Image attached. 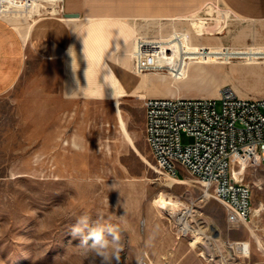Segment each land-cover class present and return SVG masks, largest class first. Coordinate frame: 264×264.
Wrapping results in <instances>:
<instances>
[{"label": "rangeland", "instance_id": "1", "mask_svg": "<svg viewBox=\"0 0 264 264\" xmlns=\"http://www.w3.org/2000/svg\"><path fill=\"white\" fill-rule=\"evenodd\" d=\"M225 11L215 6L205 15L163 21L144 32L147 40H188L194 50L262 47L252 35L240 36L263 28L259 36L264 43V21L238 20ZM10 17L29 20L11 14L3 18ZM192 18L207 23L194 30ZM217 18L218 28H210ZM138 36L133 28L129 49L118 57L131 78ZM198 57L202 55L195 53L192 59ZM172 60L182 72L189 64L182 56ZM241 66L260 71L209 66L212 77L207 78L237 87L242 97L262 98L258 90L264 87V63ZM60 74L57 63L34 59L18 86L0 97V264H101L87 239L96 226L111 227L120 236L122 247L112 253L110 264H264L262 164L242 173L253 191L251 220L231 225L223 204L211 190L206 196L201 182L183 169L178 170L181 180L174 181L156 166L144 138L143 108L146 98L162 97L152 95L156 86L135 97L130 96L133 87L115 78L108 99H66L60 93ZM167 78L157 85L163 96L196 90ZM117 92L127 96L116 99ZM190 141L182 136L184 144ZM84 216L89 227L74 235L73 227ZM182 216L188 231L179 223ZM235 243L243 246L242 252Z\"/></svg>", "mask_w": 264, "mask_h": 264}, {"label": "crops", "instance_id": "2", "mask_svg": "<svg viewBox=\"0 0 264 264\" xmlns=\"http://www.w3.org/2000/svg\"><path fill=\"white\" fill-rule=\"evenodd\" d=\"M215 6L224 7L229 16L238 20L264 21V0H64V16L38 18L33 22L18 17L0 18V97L18 86L34 59H41L60 66V93L66 99L83 96L108 99L114 94L115 78L123 79L127 88L133 87L130 96L141 97L144 96L145 88L141 86L146 77L151 86H156L152 92L154 96L165 95L157 85L164 84L169 77L173 79L172 83L196 87V90H178L179 97L217 98L223 85L215 78L208 80V76L212 77L209 66L226 65L230 68L263 64L259 61L264 60V43L259 36L263 28L255 29L253 34L242 32L243 35H252L262 46L253 49L194 50L188 40L182 41L184 51L188 53L182 57L190 64L183 72L175 69L174 60H165L157 55L155 48H149L151 43L146 42L138 30L147 29L149 25L156 27L163 21L205 15ZM219 17H222L220 12ZM218 18L213 19L214 22L211 20L210 28H218L215 23ZM189 20L194 30L201 26L199 23H207L202 18ZM133 28L140 36L135 38L131 54L134 68V77L131 78L129 71L119 66L118 57L129 49ZM242 34L240 39L244 38ZM175 42L179 43V40ZM173 50L177 57L182 55L179 44L173 45ZM139 51H142V60L138 58ZM195 53L202 57L192 59ZM140 61L146 66L145 71L139 68ZM242 68L253 73L260 71L257 67ZM150 73L162 75L152 77ZM233 90L238 93L237 87ZM258 93L263 95L264 87ZM122 96L127 95L117 92L116 99Z\"/></svg>", "mask_w": 264, "mask_h": 264}, {"label": "built area", "instance_id": "3", "mask_svg": "<svg viewBox=\"0 0 264 264\" xmlns=\"http://www.w3.org/2000/svg\"><path fill=\"white\" fill-rule=\"evenodd\" d=\"M10 14L27 16L31 22L64 16V0H0V18ZM149 42L164 58L176 56L175 44L181 56L188 54L183 42L174 38ZM139 68L146 70L141 61ZM143 108L145 142L160 172L180 181L178 170H185L223 204L229 224L246 225L254 214L253 191L242 173L248 166H264V98L242 97L224 86L217 98L150 97ZM183 135L190 143L182 142Z\"/></svg>", "mask_w": 264, "mask_h": 264}, {"label": "clouds", "instance_id": "4", "mask_svg": "<svg viewBox=\"0 0 264 264\" xmlns=\"http://www.w3.org/2000/svg\"><path fill=\"white\" fill-rule=\"evenodd\" d=\"M88 227V217H80L77 220V224L73 227V234H79ZM87 239L92 241L90 248L94 250L96 255L101 259V264H110L112 253L118 252L122 247L117 230L111 227L107 229L102 226L93 227L89 230Z\"/></svg>", "mask_w": 264, "mask_h": 264}, {"label": "bare ground", "instance_id": "5", "mask_svg": "<svg viewBox=\"0 0 264 264\" xmlns=\"http://www.w3.org/2000/svg\"><path fill=\"white\" fill-rule=\"evenodd\" d=\"M146 29V28H145ZM139 30V33L141 34V36L146 40V42H148V40H147V38H146V33L144 32V28H140V29H138ZM148 33V32H147ZM223 34H226V32H222ZM243 35V34H242ZM244 36V35H243ZM148 74V73H147ZM147 76V75H146ZM145 78V77H144ZM150 85V81H149V79L146 77L144 80H143V85L141 86L142 88H147V87H151V85ZM140 87V88H141ZM235 91V90H234ZM140 92V91H139ZM236 92V91H235ZM237 93V92H236ZM136 97H139V96H137L136 95ZM143 97V96H142ZM205 194H206V196H208V191L207 190H205ZM179 220V223L182 225V228H183V231H188V230H190V226H189V224H188V222H187V220L182 216L181 218H179L178 219ZM194 231V230H193ZM197 235V234H196ZM237 245H239L238 246V248H239V250L242 252V250H243V246L242 245H240V244H237Z\"/></svg>", "mask_w": 264, "mask_h": 264}, {"label": "water", "instance_id": "6", "mask_svg": "<svg viewBox=\"0 0 264 264\" xmlns=\"http://www.w3.org/2000/svg\"><path fill=\"white\" fill-rule=\"evenodd\" d=\"M69 16H71V17H72V16H76V15H69Z\"/></svg>", "mask_w": 264, "mask_h": 264}]
</instances>
